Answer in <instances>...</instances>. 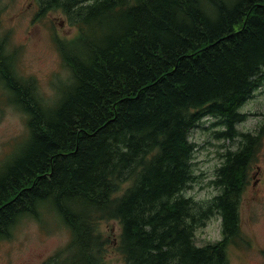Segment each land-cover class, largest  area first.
Instances as JSON below:
<instances>
[{"label":"trees","instance_id":"16d2710c","mask_svg":"<svg viewBox=\"0 0 264 264\" xmlns=\"http://www.w3.org/2000/svg\"><path fill=\"white\" fill-rule=\"evenodd\" d=\"M35 2L78 36L60 43L68 77L54 103L22 78L5 89L29 131L0 169V242L20 220L50 216L71 234L57 257L108 264L101 224L114 220L126 264H231L230 246L247 242L241 196L261 135L222 155L209 205L182 195L196 180L186 138L207 116L226 127L219 136L238 135L264 80V0ZM215 212L223 239L199 247L195 232Z\"/></svg>","mask_w":264,"mask_h":264},{"label":"rangeland","instance_id":"374dc122","mask_svg":"<svg viewBox=\"0 0 264 264\" xmlns=\"http://www.w3.org/2000/svg\"><path fill=\"white\" fill-rule=\"evenodd\" d=\"M32 4L33 0H0V48L5 58L2 65L7 62L6 67L20 75L21 81L34 84L37 92L54 103L58 85L68 77L56 42L74 40L78 28L62 11L38 19V10ZM5 94L0 85V169L18 156L29 131L27 116L5 101ZM240 110L246 117L236 124L238 135L234 140L219 136L218 132L223 133L226 127L216 117H204L191 132L190 140L197 145L193 160L196 180L185 195L209 205L221 192L215 181L222 155L227 150L236 151L244 139L242 135H261V146L241 196V224L248 244L232 246L229 258L231 264H264V80ZM222 224L221 214L215 212L196 230L195 243L207 246L222 240ZM101 231L110 240L108 264H126L118 250L120 224L104 221ZM70 239L68 229L50 216L42 223L24 218L12 238L0 242V264H56L57 259L60 264H76L77 257H57Z\"/></svg>","mask_w":264,"mask_h":264},{"label":"bare ground","instance_id":"6f19581e","mask_svg":"<svg viewBox=\"0 0 264 264\" xmlns=\"http://www.w3.org/2000/svg\"><path fill=\"white\" fill-rule=\"evenodd\" d=\"M33 1H36V0H33ZM38 11H40V9L38 8L37 9ZM47 16H48V14H46V15H44L43 16V18L42 19H45V18H47ZM4 54H5V52H4ZM0 60H2V64H3V60H5V58H4V56H3V49L2 48H0ZM7 63V62H6ZM4 64V65H2V67H6V65L7 64ZM7 74H8V79L6 78V77H0V85L1 86H3L5 89L8 87V85L10 84V83H14V82H16V80H18V79H20L21 77H20V75L19 76H16V74L14 73V71H13V69H7ZM63 90H67V85H62V87H61V89H60V95L62 96V94H64L63 93ZM60 96V97H61ZM247 102V101H246ZM208 117H214V116H208ZM215 118V117H214ZM198 127V124H196L188 133H187V138H186V140H187V143L192 147V154H191V157H192V160H191V168L194 170V155H195V151H196V148H197V145L194 143V142H192L191 140H190V134H191V132L194 130V129H196ZM130 185V183H128L126 186H125V189H124V191L126 190V188L128 187ZM185 191L186 190H184L183 192H182V195L184 196V197H186V195H185ZM187 198V197H186ZM117 222V221H116ZM228 254H229V252H228Z\"/></svg>","mask_w":264,"mask_h":264},{"label":"flooded vegetation","instance_id":"af4514ba","mask_svg":"<svg viewBox=\"0 0 264 264\" xmlns=\"http://www.w3.org/2000/svg\"><path fill=\"white\" fill-rule=\"evenodd\" d=\"M3 68L7 69V67H2V60H0V70L3 69Z\"/></svg>","mask_w":264,"mask_h":264}]
</instances>
